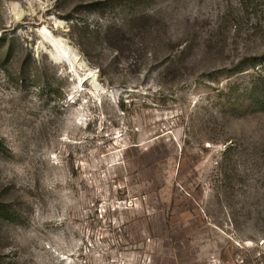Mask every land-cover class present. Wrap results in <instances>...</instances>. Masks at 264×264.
I'll return each instance as SVG.
<instances>
[{"label": "rangeland", "instance_id": "rangeland-1", "mask_svg": "<svg viewBox=\"0 0 264 264\" xmlns=\"http://www.w3.org/2000/svg\"><path fill=\"white\" fill-rule=\"evenodd\" d=\"M0 264H264V0H0Z\"/></svg>", "mask_w": 264, "mask_h": 264}, {"label": "trees", "instance_id": "trees-1", "mask_svg": "<svg viewBox=\"0 0 264 264\" xmlns=\"http://www.w3.org/2000/svg\"><path fill=\"white\" fill-rule=\"evenodd\" d=\"M256 0H240L241 4L244 6V9L246 10L247 7L253 5Z\"/></svg>", "mask_w": 264, "mask_h": 264}]
</instances>
